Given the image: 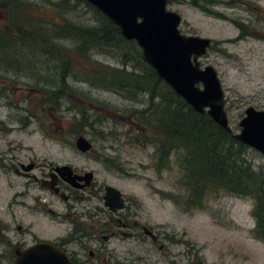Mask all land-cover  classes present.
Returning <instances> with one entry per match:
<instances>
[{
  "label": "rangeland",
  "instance_id": "1",
  "mask_svg": "<svg viewBox=\"0 0 264 264\" xmlns=\"http://www.w3.org/2000/svg\"><path fill=\"white\" fill-rule=\"evenodd\" d=\"M22 1L38 5L42 11L35 16L44 19V6L51 9L60 0ZM75 7L80 21L76 16L72 19L93 24L90 11ZM167 10L180 16L181 34L212 41L199 63L201 68L211 66L216 71L229 126L233 133L239 132L246 108L264 111V0H172ZM6 14L0 11V27L8 26ZM62 45L70 51L77 67L66 80L61 81L57 66L46 68L43 55L29 54L30 63L22 61L26 69L16 64L10 70L0 63V156L74 163L92 171L97 184L114 186L135 197L142 205L143 220L159 227L160 235L170 239L163 243L162 250L149 242L141 246L129 241L116 245L119 251L133 248L132 258L144 253L149 256V264H264V243L251 233L255 224L253 201L220 192L207 196L202 210H183L172 197L187 195L181 186L183 173L178 163L185 152L171 153L168 168L158 173L160 137L135 118L148 104L147 97L126 100L106 87L80 80V73L86 72L90 64L87 66L85 59L72 53L71 42ZM91 58L122 68L112 55L97 52ZM44 82L54 83L55 89L62 82L68 83L75 91H66L53 104L48 101L51 97ZM80 108L86 111L87 123L77 132ZM79 136L91 143L90 156H82L76 149ZM246 158L255 170L264 169V156L259 152L249 148ZM113 159L120 170L107 162ZM21 183L15 179L17 190L22 189ZM12 192L1 177L0 206ZM44 195L53 200L49 194ZM54 203L61 208L59 202Z\"/></svg>",
  "mask_w": 264,
  "mask_h": 264
},
{
  "label": "trees",
  "instance_id": "2",
  "mask_svg": "<svg viewBox=\"0 0 264 264\" xmlns=\"http://www.w3.org/2000/svg\"><path fill=\"white\" fill-rule=\"evenodd\" d=\"M71 1L74 5L69 0H60L53 3L51 9L44 6L46 18L39 19L35 16L42 11L38 5L22 0H0V11L7 13L8 25L0 27V63L10 70H14L16 64L21 69L23 60L30 63L29 54L32 57L43 55L47 59H44L46 68L57 66L61 81L66 80L77 68L70 51L62 45L64 41L71 42L72 53L85 59L87 66L90 64L86 72L80 73V80L106 87L126 100L147 97L148 104L135 118L160 137L158 173L168 168L171 153L185 152L178 163L183 173L181 186L187 195L172 197L176 204L187 212L202 210L207 196L220 192L251 199L255 222L251 233L255 240L264 243V169L255 170L247 160L249 147L236 141L232 133L219 127L206 113H196L165 85L143 61L136 43L124 40L119 29L99 10L84 0ZM75 6L90 11L93 24H80ZM73 16L79 21L72 19ZM23 47L25 52L20 50ZM97 52L116 57L122 68L92 60L91 55ZM23 67L26 69L25 65ZM32 69H35L34 62ZM54 86V83L44 82L51 97L48 101L53 104H57L66 91H75L68 83L62 82L57 89ZM85 112L80 108L77 132L87 123ZM114 161L107 160L112 168L120 170Z\"/></svg>",
  "mask_w": 264,
  "mask_h": 264
},
{
  "label": "flooded vegetation",
  "instance_id": "3",
  "mask_svg": "<svg viewBox=\"0 0 264 264\" xmlns=\"http://www.w3.org/2000/svg\"><path fill=\"white\" fill-rule=\"evenodd\" d=\"M78 152L90 156L93 150ZM63 166L70 167L71 176L58 173L57 168ZM0 173L7 189L13 190L0 206V264H15L19 254L40 244L62 252L71 264H135L137 260V264H149L144 253L135 259L133 248L119 251L116 245L149 242L162 250L163 243H169L159 227L143 220L142 205L135 197L114 186L97 184L92 171L74 163L0 156ZM11 175L22 181L21 190ZM108 187L119 191L122 201L106 205ZM16 208L18 213H14Z\"/></svg>",
  "mask_w": 264,
  "mask_h": 264
},
{
  "label": "water",
  "instance_id": "4",
  "mask_svg": "<svg viewBox=\"0 0 264 264\" xmlns=\"http://www.w3.org/2000/svg\"><path fill=\"white\" fill-rule=\"evenodd\" d=\"M84 1L108 18L124 40L135 42L143 61L196 113H206L219 127L232 133L236 141L264 156V111L248 107L238 124L239 132L233 133L218 75L211 66L201 68L198 60L206 55L211 41L181 34L178 30L181 18L167 10L168 0ZM75 147L81 152L92 149L91 143L82 136L76 138ZM57 171L68 177L72 175L68 166L59 167ZM69 181L72 183L73 179ZM106 190V205L122 201L119 191L111 187ZM120 207L121 204L116 206ZM15 264L71 263L54 247L40 244L19 254Z\"/></svg>",
  "mask_w": 264,
  "mask_h": 264
}]
</instances>
